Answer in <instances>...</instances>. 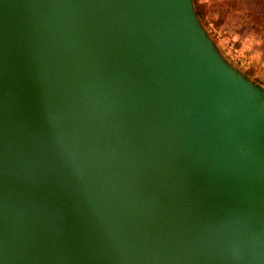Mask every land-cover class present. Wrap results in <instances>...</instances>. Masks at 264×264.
Segmentation results:
<instances>
[{
	"label": "water",
	"instance_id": "95a60500",
	"mask_svg": "<svg viewBox=\"0 0 264 264\" xmlns=\"http://www.w3.org/2000/svg\"><path fill=\"white\" fill-rule=\"evenodd\" d=\"M0 264H264V83L196 0H0Z\"/></svg>",
	"mask_w": 264,
	"mask_h": 264
},
{
	"label": "rangeland",
	"instance_id": "374dc122",
	"mask_svg": "<svg viewBox=\"0 0 264 264\" xmlns=\"http://www.w3.org/2000/svg\"><path fill=\"white\" fill-rule=\"evenodd\" d=\"M236 0H196L198 11L211 29L217 44L223 53L240 64L247 73L256 78L264 76L263 72L254 73L248 70L247 64H264L262 42L264 40V21L260 24V30L255 31L238 19L231 11V4ZM212 22L217 28L211 27ZM264 83V80L261 79Z\"/></svg>",
	"mask_w": 264,
	"mask_h": 264
},
{
	"label": "trees",
	"instance_id": "16d2710c",
	"mask_svg": "<svg viewBox=\"0 0 264 264\" xmlns=\"http://www.w3.org/2000/svg\"><path fill=\"white\" fill-rule=\"evenodd\" d=\"M198 4L199 8H201L199 2ZM231 5V11L245 24V26L252 28L255 31L260 30V24L264 21V0H236ZM262 51L264 54V40L262 42ZM247 67L251 72L264 73V64L256 65L250 63L247 64ZM259 77L264 80V76ZM256 79L262 82L261 79Z\"/></svg>",
	"mask_w": 264,
	"mask_h": 264
},
{
	"label": "built area",
	"instance_id": "2783aa9c",
	"mask_svg": "<svg viewBox=\"0 0 264 264\" xmlns=\"http://www.w3.org/2000/svg\"><path fill=\"white\" fill-rule=\"evenodd\" d=\"M210 25H211V27L214 28L215 31L217 30V28H215V26H214V24L212 22H210Z\"/></svg>",
	"mask_w": 264,
	"mask_h": 264
}]
</instances>
